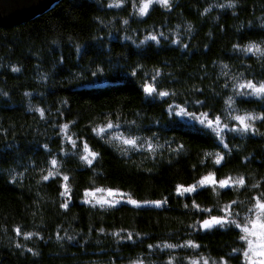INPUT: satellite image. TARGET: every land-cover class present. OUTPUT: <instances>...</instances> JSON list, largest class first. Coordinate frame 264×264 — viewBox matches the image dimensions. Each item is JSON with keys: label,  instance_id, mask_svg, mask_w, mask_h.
Wrapping results in <instances>:
<instances>
[{"label": "trees", "instance_id": "trees-1", "mask_svg": "<svg viewBox=\"0 0 264 264\" xmlns=\"http://www.w3.org/2000/svg\"><path fill=\"white\" fill-rule=\"evenodd\" d=\"M110 1L56 0L0 24V264H244L239 228L202 232L199 222L232 201L239 221L250 215L264 192V119L221 143L178 113L230 125L264 117V97L237 87L264 82V55L245 51L264 52V0H170L141 16L140 0ZM145 84L169 95H145ZM209 174L215 184L199 185ZM98 188L115 191L116 204L85 202Z\"/></svg>", "mask_w": 264, "mask_h": 264}, {"label": "snow or ice", "instance_id": "snow-or-ice-1", "mask_svg": "<svg viewBox=\"0 0 264 264\" xmlns=\"http://www.w3.org/2000/svg\"><path fill=\"white\" fill-rule=\"evenodd\" d=\"M158 2H162L163 4L167 5L168 0H158ZM149 3L150 0H148V2H145L139 9V12L141 15L145 14L148 7H149ZM111 6H116L119 7V4L116 5H110ZM230 7L233 5H229ZM125 23L127 24V21L125 20ZM146 39H152V40H156L157 37L156 36H150V37H146ZM253 49H255L256 52L261 53L262 55H264V52H262V50L259 48L258 45L252 44L249 45L245 51H253ZM226 67V66H225ZM13 71H18V69H13ZM96 73H93V75H95ZM133 75H135V73H133ZM154 79V77H153ZM237 87L243 89V88H248L251 89V93H248L250 95H255L258 97H264V82H261L258 86L256 84H253L251 81H248L245 84H239ZM144 92L152 95V96H168L169 93L167 92H163V91H158L156 87H153L150 84H145L144 86ZM239 95H245V93H238ZM201 103L202 102H199ZM227 103L229 105H231L232 103H234V101L232 100L231 97L228 98ZM177 108H179L180 106L177 105ZM37 111L41 112V115L43 116V110L37 109ZM181 116H185L188 117L189 119H191L192 121H198L200 125L204 126L207 129H211L219 138H220V142L223 143V137L221 135V133L223 132V128L220 127L221 124V117L220 116H215L213 119H209L208 118V113H202L201 116L203 118H201L200 116H197L195 113H189L186 109H181V111L178 113ZM231 119L237 121L240 125V127H233L230 128V131H239V132H247L250 129L255 131V129L253 128V126L248 123L249 120L252 119H264V117H254L252 114L250 113H246L245 115H235L233 117H231ZM65 128H67V125H64ZM108 128H112L113 125L111 123H109L107 125ZM224 128H228V125L225 123L223 125ZM93 131H96V129H93ZM100 132H103L104 129L101 128L99 130ZM115 139H120V137H114ZM122 143L130 145L132 147H135L137 144V139H132V138H126L122 140ZM149 147L151 148V145H149ZM224 147H227V145L225 144ZM84 150L85 152L90 153V155L92 157H95L96 155H98L95 152H91V150L88 148V145L85 143L84 145ZM82 159H84L88 164H91V159L88 158V156H84L82 157ZM221 158H218L216 160V164H219L221 162ZM57 161L55 159H53L51 161L52 165H56ZM52 175V173L50 172L49 175H45L42 178L44 180H48L49 176ZM214 174H209V176L202 178V181L200 183H203L205 181H211L212 180V176ZM64 180L67 181L68 177L64 176ZM231 180V177H228L224 180H220L219 184L221 187H226L229 183V181ZM234 183L239 184L240 186H244L245 185V181L243 177H240L237 181H235ZM253 188H259L261 187V185L259 184H253L252 185ZM190 190H195V186H193L190 189H185V191H190ZM96 191H103L102 189H96ZM109 194H112V190H108ZM61 195H64V193L62 192ZM85 195H90V193L86 192ZM252 201H254V203L252 204V207L248 209V212L250 215H247L244 217L243 222L239 221L236 217L239 216L238 213H234L232 211V208L235 204H237V201H232L230 204L225 205L224 208L219 209V211L223 212L224 215H211V210L208 209H204L203 211H207L209 212V218L208 219H203L200 223V226L204 229H211L214 226H220V227H225L227 225H234L236 228H239L242 232V235L240 236V239L243 240L247 247L243 250V255L245 258V264H264V192H261L258 196L252 197L251 198ZM85 202H89V201H85ZM101 206H104L105 203H111L110 201H98ZM128 203L133 204L137 207L140 206V202L136 201V200H128ZM144 203H151L154 204L156 206H160L161 205V201H145ZM62 207H67V204H63L61 205ZM187 207V206H186ZM199 207V206H197ZM258 230V231H257ZM17 232L19 234V230L17 229ZM28 236H30L31 234H27ZM250 237H258V243L255 242L252 238ZM129 239H131V235H129ZM188 246H192V247H199V245H195L193 242L188 241L186 242ZM151 247V246H150ZM166 247H175V245H166ZM234 251H237V249H234ZM171 264V262H170ZM192 264H198L197 261H192ZM204 264H208L207 260L204 261Z\"/></svg>", "mask_w": 264, "mask_h": 264}, {"label": "rangeland", "instance_id": "rangeland-1", "mask_svg": "<svg viewBox=\"0 0 264 264\" xmlns=\"http://www.w3.org/2000/svg\"><path fill=\"white\" fill-rule=\"evenodd\" d=\"M169 1L170 0H168V2H167V4L169 3ZM145 2H148V0H140V1H138V2H134L133 3V8H134V10L137 12V14L138 15H140L141 16V14H140V12H139V9H140V7L145 3ZM109 4H111V5H116V4H119V1L118 0H111L110 1V3ZM153 4H161V5H165V4H163L162 2H158V0H150V3H149V7H148V9L153 5ZM147 9V10H148ZM147 12V11H146ZM144 15V14H143ZM245 83H247V82H245ZM245 83H243V84H245ZM253 83V82H252ZM253 84H256V83H253ZM257 86L259 85V84H256ZM244 92H247V93H251V89H248V88H243L242 89ZM253 96H255V95H253ZM201 117V116H200ZM201 118H203V117H201ZM210 119V118H209ZM253 120V119H252ZM252 120H249L248 121V123H250V121H252ZM188 121H190V122H194V121H192L191 119H189L188 118ZM198 124H199V122L198 121H196ZM225 124V122H223L222 120H221V124H220V127L221 128H223V132L221 133V135H222V137L224 136L223 134H225V133H227V132H235V133H242V132H239V131H230L229 129L230 128H233V127H240V125H239V123L237 122V121H235L234 122V124H227L228 125V128H224L223 127V125ZM208 130H210L211 132H213L211 129H208ZM251 131V129L249 130V131H247V132H243V133H248V132H250ZM214 133V132H213ZM215 134V133H214ZM114 137H120V139H118V140H120V141H122L123 139H126L125 137H123L122 135H120V134H118V133H115L114 135H113ZM218 137V136H217ZM219 138V137H218ZM220 139V138H219ZM201 182V181H200ZM199 182V185L200 184H203V185H206V184H215V181H214V179L212 178V180L211 181H205V182H203V183H200ZM188 189H190V188H188ZM103 191H96V189L95 190H92V191H90L89 193H90V195H87L86 196V198H87V200L89 201V202H91V203H95V204H100L98 201H101V200H103V201H110L111 203L109 204V203H105V205L107 204V205H115L116 204V202H117V199L115 198L116 197V195H117V193L115 192V191H113L112 190V194L110 195L109 194V191H108V189H102ZM182 192H186L185 191V189H183V190H181ZM258 231V230H257ZM250 238H252L255 242H259L258 241V237H250ZM247 247V245H246V243H245V248ZM244 248V249H245ZM243 260H244V264H245V258H244V255H243ZM198 262V264H204V260H201V261H197ZM208 262V261H207ZM128 264H143L141 261H132V262H130V263H128ZM209 264V263H208ZM211 264V263H210Z\"/></svg>", "mask_w": 264, "mask_h": 264}, {"label": "water", "instance_id": "water-1", "mask_svg": "<svg viewBox=\"0 0 264 264\" xmlns=\"http://www.w3.org/2000/svg\"><path fill=\"white\" fill-rule=\"evenodd\" d=\"M9 0H2V1H0V7H2L1 9H0V24H8V25H12V24H18V23H21V22H23V21H26V20H28V19H30V18H32L33 16H35L36 14H38L39 12H43L46 8H48L53 2H55L56 0H51V1H49L47 4H46V6L43 8V9H41L40 11H29V12H27V13H21V14H18L17 16H11V17H3V6L4 5H6V4H8L7 2H8ZM144 91V90H143ZM144 94L145 95H149V94H147V93H145L144 92ZM130 198H127V199H124V198H120L119 199V201L120 202H123L124 204H127V205H130V206H133V207H135V208H139V209H160L161 208V206L163 205V202L161 201V205L160 206H156V205H154V204H151V203H144L143 201H138V202H140V206L139 207H137V206H135V205H133V204H130V203H128V200H129ZM131 200H135V199H131ZM137 201V200H136ZM209 217H207V218H204V219H208ZM203 220V219H202ZM201 220V221H202ZM200 221V222H201ZM216 226H214L213 228H215ZM213 228H211V229H213ZM199 229L202 231V232H204V231H208V230H211V229H204V228H202L201 226H200V223H199Z\"/></svg>", "mask_w": 264, "mask_h": 264}, {"label": "flooded vegetation", "instance_id": "flooded-vegetation-1", "mask_svg": "<svg viewBox=\"0 0 264 264\" xmlns=\"http://www.w3.org/2000/svg\"><path fill=\"white\" fill-rule=\"evenodd\" d=\"M49 1L51 0H9L8 4L3 6V17L17 16L29 11H40Z\"/></svg>", "mask_w": 264, "mask_h": 264}]
</instances>
